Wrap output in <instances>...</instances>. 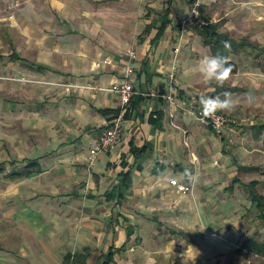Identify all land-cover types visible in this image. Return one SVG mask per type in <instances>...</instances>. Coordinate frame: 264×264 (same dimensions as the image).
Here are the masks:
<instances>
[{
  "label": "crops",
  "instance_id": "crops-1",
  "mask_svg": "<svg viewBox=\"0 0 264 264\" xmlns=\"http://www.w3.org/2000/svg\"><path fill=\"white\" fill-rule=\"evenodd\" d=\"M192 2L0 0V264H184L187 249L185 264H264V221L247 188L260 184L236 176L251 163L235 145L253 142L192 114L201 95L240 91L243 63L264 53V0H202L207 38L186 23ZM220 35L238 44L223 87L199 73ZM129 47L136 95L122 110L115 94L82 87L124 82ZM177 48L169 107L157 96ZM118 111L121 138L91 166ZM197 166L190 183L183 173Z\"/></svg>",
  "mask_w": 264,
  "mask_h": 264
},
{
  "label": "rangeland",
  "instance_id": "rangeland-1",
  "mask_svg": "<svg viewBox=\"0 0 264 264\" xmlns=\"http://www.w3.org/2000/svg\"><path fill=\"white\" fill-rule=\"evenodd\" d=\"M259 28L260 27L255 29L258 30ZM253 54L256 55L258 53ZM262 55H264V53L260 54L256 59L250 58V60L243 63L246 72H251L244 83L239 84L240 87L238 89L240 91L235 94L234 98H238L240 103L234 110L221 113L229 120L226 129L235 128L238 133H240L241 129H244L246 135H248L251 142H253V145L249 142L247 144L242 142L235 145L236 149L242 148L247 150L249 157L246 156V164L251 163V165L247 166L249 170L246 171L248 173L240 169L236 176L238 179L245 181V183H249L253 180L259 182V194H264V156L262 155L264 150L261 146L264 132H261V135L258 136L255 129L258 127L264 128V57ZM243 58L245 59V56ZM252 72L261 74L262 78H259L258 75ZM223 134L221 135L222 137ZM236 135L238 136L239 134L236 133ZM240 151L237 153V158L239 162H242L244 154L240 153ZM238 154H240L241 157H239ZM245 212L247 213V211Z\"/></svg>",
  "mask_w": 264,
  "mask_h": 264
},
{
  "label": "built area",
  "instance_id": "built-area-1",
  "mask_svg": "<svg viewBox=\"0 0 264 264\" xmlns=\"http://www.w3.org/2000/svg\"><path fill=\"white\" fill-rule=\"evenodd\" d=\"M201 5H202V0H193L191 4L190 14L186 20V23L189 26L205 27L208 25V22H206L201 15ZM178 52H179L178 48L174 50L175 57L173 60V66L167 77L169 84V91L166 94L157 96L158 98L166 102L169 107H172L175 101V82H176V64H177L176 57ZM125 58L127 59L128 63L127 66L124 68L125 70L124 82L113 85L109 88H104L89 84L82 87V89L85 92H90V93L106 92L110 94H115L118 97L120 105L123 110V108H125L130 104L132 97L136 95L135 89L132 83H130L129 81L130 76H132L134 72L131 64L136 59V54L133 47H129L127 49L125 53ZM150 96L156 97L155 94H152ZM192 114L196 115L200 123L212 129V131L215 132L218 136H221L223 134V131L227 128V125L229 123V120L224 115L218 113L213 118H205L202 116V113L196 114L194 111ZM120 118L114 120L111 123L110 127L107 128L99 136V138L93 145L91 155L88 158L89 164L91 166L94 164L99 154L106 152L109 148L115 146L120 140L122 135ZM171 186H173L178 192L183 194L191 191V188L181 185L178 182L175 183L171 182Z\"/></svg>",
  "mask_w": 264,
  "mask_h": 264
},
{
  "label": "clouds",
  "instance_id": "clouds-1",
  "mask_svg": "<svg viewBox=\"0 0 264 264\" xmlns=\"http://www.w3.org/2000/svg\"><path fill=\"white\" fill-rule=\"evenodd\" d=\"M222 43L225 49H231V44L229 41H223ZM199 73L204 84L215 82L219 86L223 87V85L230 79L233 73L231 57L219 54L213 56H205L199 62ZM222 96L223 98H221V95H201L199 97V104L202 109L203 117L213 118L216 116L217 112L232 111L240 103V100L238 98H234L230 92H224ZM193 162L195 163V157H193ZM183 176L186 177L190 183L198 182V166L195 168V170L185 169ZM172 182L175 183L176 181L173 180ZM188 251L189 249H187L186 252L182 254L184 264L185 256ZM148 264H155V261L149 260Z\"/></svg>",
  "mask_w": 264,
  "mask_h": 264
},
{
  "label": "trees",
  "instance_id": "trees-1",
  "mask_svg": "<svg viewBox=\"0 0 264 264\" xmlns=\"http://www.w3.org/2000/svg\"><path fill=\"white\" fill-rule=\"evenodd\" d=\"M211 27L212 26H210V24H208L207 26H205V27H198L199 29H201V33H203V34H205L206 35V38L208 37V33H209V31H210V29H211ZM212 38V37H211ZM223 41H229L230 42V44H231V49L230 50H227V49H225L224 48V46H223ZM215 45H216V48H215V50H214V53L216 54V55H225V56H230V54L232 53V51L234 50V48H235V46H237L238 44L234 41V40H232V39H230L228 36H226V35H220V37L219 36H216V43H215ZM218 46V47H217ZM235 70H236V68L233 66V72H235ZM130 105V104H129ZM128 105V106H129ZM121 114V112H116L112 117H111V119H110V122L112 123L114 120H116V119H119L120 118V115ZM120 120H121V118H120ZM110 127V126H109ZM107 129V128H106ZM263 145H264V143H263ZM131 150H132V152L134 153V154H136V153H138L139 152V149H134V148H131ZM256 185H257V183L256 182H253V183H251V184H249L248 186H247V188H248V190H249V195H250V197H251V199H252V202H253V204L255 205V207H256V211L258 212V215L260 216V218L264 221V196H261V195H259L258 193H256V191H255V187H256ZM250 244V243H249ZM112 255H113V253L111 252L110 253V258H112ZM67 262L69 263V264H75V263H80V261H78V260H76L75 258H74V260L72 261L71 260V257H68L67 258Z\"/></svg>",
  "mask_w": 264,
  "mask_h": 264
}]
</instances>
